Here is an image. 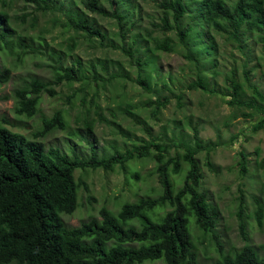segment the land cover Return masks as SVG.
<instances>
[{
	"label": "rangeland",
	"instance_id": "374dc122",
	"mask_svg": "<svg viewBox=\"0 0 264 264\" xmlns=\"http://www.w3.org/2000/svg\"><path fill=\"white\" fill-rule=\"evenodd\" d=\"M160 1L122 0L121 11L130 20V31L123 41L117 34L116 21L91 12L82 0H55L45 10L25 0H0V12L7 14L2 23L9 30L10 46L0 51V62L11 69L10 79L0 85V124L33 139L42 118L61 109L68 128L37 138L45 149L58 147L71 157L74 153L87 157L92 145L98 152L111 153L112 146L124 151L143 143L142 139H155L167 148L165 159L181 158L185 149L194 145L196 128L202 142L215 143L208 152L212 170L206 164V149L195 155L203 175L199 190L205 192L206 200L216 211L212 231L204 232L192 222L199 261L212 264L219 257L216 237L227 254L232 255L248 244L264 257V126L252 129L264 117V101L253 95L244 79L247 70L250 82L264 96V45L249 34L240 36L238 41L230 39L226 31L199 17V0H185L189 13L182 24L191 23L196 30L184 45L174 29L164 32L153 26L164 15L158 6ZM100 4L104 9L110 8L106 0H100ZM65 9L94 22L106 39L99 43L70 26ZM167 16L172 22L170 13ZM147 32L159 38L170 37L176 44L174 50H154ZM120 43L125 47L138 45L140 50L135 57L152 61L142 68L148 76L147 88L135 81L138 67L119 47ZM67 65L77 68L76 80L53 85L55 96L42 93L39 111L34 116L27 118L15 112L14 89L25 86L32 78L53 80L52 66ZM199 75L205 88L188 89L186 85ZM231 78L240 85L239 100L249 105L228 103ZM165 98L166 105L159 109L146 104ZM86 121L92 125L87 126ZM240 150L246 154L245 173L240 171ZM154 153L152 149L149 156L129 160L124 170H76L75 177L87 182L89 195L95 200H89L81 187L75 211L62 214L64 223L78 226L83 220L100 218L102 206L115 213L123 202H133L140 196H158L161 186ZM181 164V172L173 175L177 188L188 168L185 161ZM133 171L138 178L132 176ZM241 199L244 209L239 216ZM259 208L261 224L256 217ZM240 221L245 224L244 234Z\"/></svg>",
	"mask_w": 264,
	"mask_h": 264
},
{
	"label": "trees",
	"instance_id": "16d2710c",
	"mask_svg": "<svg viewBox=\"0 0 264 264\" xmlns=\"http://www.w3.org/2000/svg\"><path fill=\"white\" fill-rule=\"evenodd\" d=\"M38 9L45 10L55 0H25ZM109 9H104L100 0H82L84 7L91 12L112 18L118 25L117 34L124 41L130 20L121 11L122 0H106ZM199 0L196 6L200 18L228 33L230 39L238 41L240 36L249 34L264 45V0ZM158 6L164 15L154 27L164 32L175 30L179 42L185 45L188 36L195 32L193 24H182V19L189 13L185 0H161ZM57 9H62L60 5ZM66 21L70 26L84 31L90 39L96 38L99 43L106 39L94 22L88 21L77 12L66 11ZM167 13H170V22ZM0 51L9 48V30L3 26L2 19L7 14L0 12ZM154 50L172 51L176 44L170 37L159 38L147 32ZM134 40V39H133ZM136 43V40L133 41ZM73 47V45H71ZM71 47V48H72ZM120 48L131 57L138 67L135 81L147 88L148 76L142 68L152 61L135 57L140 50L134 44ZM33 50V49H31ZM54 79L44 81L32 78L25 86L13 91L16 100L15 112L27 118L39 111L42 93L55 96L53 85L63 80L67 83L76 80L77 68L74 65L52 66ZM11 77V69L0 62V85ZM244 79L260 101L263 94L253 85L244 72ZM231 88V105H249L239 100L240 85L229 79ZM188 89L205 88L204 79L199 75L186 85ZM82 97V101L85 100ZM179 96V100H180ZM167 98L146 102L159 109L165 106ZM251 103V101H250ZM180 104V103H179ZM264 111V107L263 110ZM264 113V112H263ZM249 116L248 113L244 114ZM87 126L92 123L86 121ZM264 126V117L252 127L254 131ZM68 121L61 109L51 116H44L41 126L28 139L19 132L12 131L0 124V264H202L197 255L193 240L192 222L204 232L212 231L215 226L216 211L206 200V194L199 190L202 173L195 157L200 150L206 149L207 167L214 168L209 160V147L215 143L202 142L198 130L193 133L194 145L188 146L181 158L170 156L165 159L167 148L155 139L144 140L136 146L120 151L112 146L113 152H98L90 147L87 157L73 154L69 156L58 147L45 149L37 138H43L53 130H67ZM156 161L155 172L161 193L158 196H140L133 202H123L114 213L106 206L99 209L100 218L92 217L83 220L78 226H67L62 214H72L78 206V193L82 187L88 193L89 186L83 179L75 177L76 170L103 169L113 172L116 167L126 168L129 160L144 158L151 154ZM240 171H247L246 154L239 151ZM188 165L182 185L176 187L174 174L182 169V160ZM264 164V159L262 160ZM138 178L136 171L131 172ZM240 200L239 216L244 209ZM169 207V209H165ZM261 209L257 210V221L261 224ZM243 221L239 227L244 234ZM219 257L212 264H264V257L251 245H244L227 254L215 238Z\"/></svg>",
	"mask_w": 264,
	"mask_h": 264
},
{
	"label": "clouds",
	"instance_id": "9594fccd",
	"mask_svg": "<svg viewBox=\"0 0 264 264\" xmlns=\"http://www.w3.org/2000/svg\"><path fill=\"white\" fill-rule=\"evenodd\" d=\"M63 219V218H62Z\"/></svg>",
	"mask_w": 264,
	"mask_h": 264
}]
</instances>
